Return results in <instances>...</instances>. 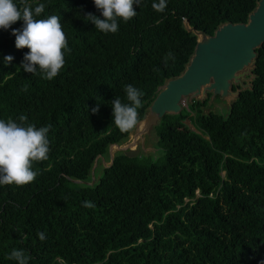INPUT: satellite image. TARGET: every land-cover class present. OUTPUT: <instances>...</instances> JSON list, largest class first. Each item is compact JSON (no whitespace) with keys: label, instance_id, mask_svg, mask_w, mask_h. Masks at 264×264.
I'll use <instances>...</instances> for the list:
<instances>
[{"label":"trees","instance_id":"trees-1","mask_svg":"<svg viewBox=\"0 0 264 264\" xmlns=\"http://www.w3.org/2000/svg\"><path fill=\"white\" fill-rule=\"evenodd\" d=\"M158 2L140 0L134 18L105 34L84 20L100 16L93 0H28L45 4L38 19L61 17L70 49L50 81L16 70L29 51L17 49L11 34L23 21L0 28V119L19 123L25 115L37 128L51 125L48 159L33 163L34 181L0 185V264H16L8 258L13 249H23L28 264L264 260V43L250 87L225 115L203 113L208 98L191 101L152 128L155 159L116 153L91 185L72 182L89 183L94 159L108 160V146L131 131L112 123L110 102L127 103L124 85L144 93L139 121L164 81L183 71L195 45L184 20L211 35L221 24H244L257 0H167L163 12L153 9Z\"/></svg>","mask_w":264,"mask_h":264},{"label":"clouds","instance_id":"clouds-1","mask_svg":"<svg viewBox=\"0 0 264 264\" xmlns=\"http://www.w3.org/2000/svg\"><path fill=\"white\" fill-rule=\"evenodd\" d=\"M100 16L87 13L86 22L102 33H116L119 30V21L127 22L134 18L137 12L133 5H138L140 0H93ZM167 0H159L152 7L158 12L166 8ZM45 11V4L38 3L35 7L28 0H0V28L8 29L18 20L23 21L22 27L13 29L15 47L28 48L23 56V61L16 70L41 74L45 80L54 79L65 64V52L70 51L66 35L59 15L40 17ZM173 58L171 52L165 55V64ZM12 56L4 57L5 64L12 61ZM26 91L27 89H22ZM127 103L116 96L110 103L112 108V123L121 131L127 132L134 128L138 122V109L143 107L144 93L132 84L123 87ZM98 106L92 109L95 113ZM19 123L9 118L7 121L0 119V185L23 186L33 182L39 174L33 170V163L48 159L50 151L48 133L51 125L39 128L27 122L25 115L18 117ZM86 207H92L86 202ZM40 240L45 239L43 233H38ZM8 258L16 264H28L30 256L23 249H13ZM264 264V260L260 261Z\"/></svg>","mask_w":264,"mask_h":264},{"label":"water","instance_id":"water-1","mask_svg":"<svg viewBox=\"0 0 264 264\" xmlns=\"http://www.w3.org/2000/svg\"><path fill=\"white\" fill-rule=\"evenodd\" d=\"M183 28L195 38V45L183 71L176 77L167 79L158 88L153 100L147 106L145 113L136 126L128 133L125 146L110 145L106 150L108 157L107 168L110 166L114 153H120L126 158L137 156L142 141L150 129L164 115H177L182 109V102L193 100L202 102L208 98L207 103L213 100L225 101L229 105L238 94L250 87L253 68L252 62L255 50L264 43V0H257L255 8L247 15L244 24L224 23L219 25L211 35L195 31L183 21ZM234 88V90H232ZM228 105V107H229ZM139 143V149L137 148ZM142 147V146H141ZM97 156L90 170V182L75 184L91 185L93 183V170Z\"/></svg>","mask_w":264,"mask_h":264},{"label":"rangeland","instance_id":"rangeland-1","mask_svg":"<svg viewBox=\"0 0 264 264\" xmlns=\"http://www.w3.org/2000/svg\"><path fill=\"white\" fill-rule=\"evenodd\" d=\"M196 101V100H193ZM189 104L187 100L182 102V108L186 110V105ZM228 105L229 103H225V101H221V100H213V102L211 104L206 103L205 107H203L201 109V111L203 113H206L208 111L214 112V113H219L221 115H225L227 113V109H228ZM153 130L150 129L149 132L147 133V136L145 137L144 141H142V144L144 143V145L140 146V150L138 151V157H147L150 159H155L158 156V151L156 150V148L153 146L155 138L153 135ZM127 141H129L128 139L123 142L120 146H125ZM139 143H137V148L139 149ZM115 150L112 149V153L115 154ZM107 159H103V161L100 162V160L98 161V164H96V169H94L93 172V178H95L97 172L99 171L100 167H105L107 166L108 162H106Z\"/></svg>","mask_w":264,"mask_h":264},{"label":"built area","instance_id":"built-area-1","mask_svg":"<svg viewBox=\"0 0 264 264\" xmlns=\"http://www.w3.org/2000/svg\"><path fill=\"white\" fill-rule=\"evenodd\" d=\"M185 124H186L190 129H192L191 126L188 124V122H185Z\"/></svg>","mask_w":264,"mask_h":264}]
</instances>
